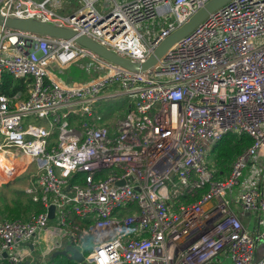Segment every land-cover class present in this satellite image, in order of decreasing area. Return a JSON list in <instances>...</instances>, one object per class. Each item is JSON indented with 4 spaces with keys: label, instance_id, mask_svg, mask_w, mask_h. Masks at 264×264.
<instances>
[{
    "label": "built area",
    "instance_id": "1",
    "mask_svg": "<svg viewBox=\"0 0 264 264\" xmlns=\"http://www.w3.org/2000/svg\"><path fill=\"white\" fill-rule=\"evenodd\" d=\"M96 1L81 0L63 17L64 0H0V16L69 29L141 64L211 0H112L107 14ZM82 59L105 74L64 84L56 73ZM4 73L30 88L25 100L0 96V155L9 162L0 182L20 175V161L35 162L39 175L25 191L43 211L0 221V264H49L68 247L85 264H206L224 252L232 264H264V188H256L264 174V0H232L137 73L72 39L0 26V80ZM119 95L134 109L101 123L94 106ZM228 132L252 145L217 180L207 157ZM203 189L195 202L183 200ZM237 203L256 215L254 233Z\"/></svg>",
    "mask_w": 264,
    "mask_h": 264
},
{
    "label": "trees",
    "instance_id": "2",
    "mask_svg": "<svg viewBox=\"0 0 264 264\" xmlns=\"http://www.w3.org/2000/svg\"><path fill=\"white\" fill-rule=\"evenodd\" d=\"M30 81L24 79H14L11 75L4 73L0 80V96L8 98L25 90ZM93 108L95 116L100 117V122L110 126L109 120L117 115L124 118L134 109V102L126 95L114 96L101 100ZM77 117V118H76ZM75 119H79L76 116ZM73 117L70 121L73 122ZM252 145V139L246 134L228 132L216 142L207 157L209 167L213 176L217 180H224L230 175L232 164L237 156L243 153ZM206 189L198 191L190 198L185 196V202H195ZM43 211L39 198L27 195L25 189L13 188L10 184L0 185V221L20 219L27 221L31 216ZM88 254V249L84 252ZM26 264V263H24ZM49 264H77L65 256H51ZM85 264V263H84Z\"/></svg>",
    "mask_w": 264,
    "mask_h": 264
},
{
    "label": "water",
    "instance_id": "3",
    "mask_svg": "<svg viewBox=\"0 0 264 264\" xmlns=\"http://www.w3.org/2000/svg\"><path fill=\"white\" fill-rule=\"evenodd\" d=\"M231 1L232 0H211L209 3H207L204 7H202L196 12V14L189 20L188 23L180 27L177 31H175L165 40H163L162 43L153 52V54H151V56H149V58L141 64L130 62L129 60H126L114 54L113 52L108 51L104 47L96 44L89 38L82 35H78L69 29L40 22L34 19H4L0 16V26H4L6 28H11L14 30L26 31L46 37L61 38L68 40L72 39L77 44L89 49L101 58H104L123 69L137 73L147 71L153 66H155L157 62L165 55L167 50L172 47L178 40L191 33L210 14L224 7ZM53 213L54 207L50 206V208L48 209V216L50 219L53 218ZM53 256L69 257L70 260L74 261L77 264L85 263L84 256L72 247H68L64 251L55 252ZM3 257H6V255L3 254Z\"/></svg>",
    "mask_w": 264,
    "mask_h": 264
},
{
    "label": "rangeland",
    "instance_id": "4",
    "mask_svg": "<svg viewBox=\"0 0 264 264\" xmlns=\"http://www.w3.org/2000/svg\"><path fill=\"white\" fill-rule=\"evenodd\" d=\"M116 1L122 2L123 0H116ZM81 5H82L81 0H64V7L66 9L64 12H59V15L66 17L69 14H72L78 8H80ZM113 7H114V2L112 0H97L94 3V8L101 14H107L113 9ZM170 21H172L171 18H170ZM140 32L144 33V30L140 29ZM61 73L59 75L61 76L60 79L62 80V82L68 85H72L78 81L85 82V83L90 82L92 79L97 78L101 75H104L105 71L100 66H98L96 63H92L90 59H82L78 61L76 64H74L70 69L64 71L62 74ZM113 88L114 87L108 88L109 89L108 92H112ZM117 119H121V117L114 115L109 120V123L112 124ZM38 175H39L38 166L34 162L30 165L28 164L24 172L20 173V175L17 178L13 179L12 181L6 182V183L0 182V185L10 184L13 188L25 189L26 187L29 186L30 179L31 178L36 179ZM256 177L258 179L256 188H258L259 190H262L264 188L263 172L260 173L259 171ZM30 241L34 242L33 239H30ZM33 253L35 255L38 254L36 248L33 251Z\"/></svg>",
    "mask_w": 264,
    "mask_h": 264
},
{
    "label": "crops",
    "instance_id": "5",
    "mask_svg": "<svg viewBox=\"0 0 264 264\" xmlns=\"http://www.w3.org/2000/svg\"><path fill=\"white\" fill-rule=\"evenodd\" d=\"M61 71H58L56 73L57 77L60 79V74ZM63 73V72H62ZM61 73V74H62ZM95 79V78H94ZM94 79H92L91 81H93ZM61 80V79H60ZM25 81H30V80H25ZM62 81V80H61ZM90 81V82H91ZM75 83H85V82H75ZM88 83V82H87ZM65 84V83H64ZM68 85V84H66ZM30 88V83H28L25 87V90L23 92V95H21V93H18L17 95L19 96L20 99L22 100H25L27 99L28 97V90ZM21 163L19 164L20 166V171L21 173L24 172V170L27 168V165L29 164L27 161L23 160V161H20ZM27 162V163H26ZM12 181V180H11ZM27 188V187H26ZM25 188V189H26ZM233 209L235 211L236 214H238L240 217H241V220H242V223L244 224L245 228L251 232V233H254L257 229L256 227V215H253V213H242L241 210H240V207L237 203V205L233 206ZM34 240V238H33ZM31 242V241H30ZM33 243V242H31ZM38 252V250H37ZM256 252H257V255H261V245L258 244L256 246ZM69 253V252H68ZM33 256L34 257H38V254L35 255L33 253ZM26 264H30V263H26ZM206 264H232V261H231V258L229 256V254L227 252H224L222 254H220L219 256H217L216 258H214L213 260H211L210 262L206 263Z\"/></svg>",
    "mask_w": 264,
    "mask_h": 264
},
{
    "label": "bare ground",
    "instance_id": "6",
    "mask_svg": "<svg viewBox=\"0 0 264 264\" xmlns=\"http://www.w3.org/2000/svg\"><path fill=\"white\" fill-rule=\"evenodd\" d=\"M8 164V160H6V158L0 155V172H3V170L5 171V169L8 167ZM3 175L5 177L6 174L3 173Z\"/></svg>",
    "mask_w": 264,
    "mask_h": 264
}]
</instances>
